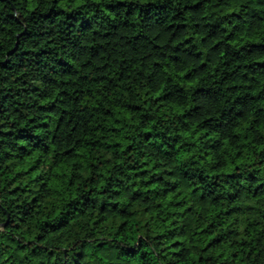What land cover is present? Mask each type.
<instances>
[{
  "label": "clouds",
  "instance_id": "obj_1",
  "mask_svg": "<svg viewBox=\"0 0 264 264\" xmlns=\"http://www.w3.org/2000/svg\"><path fill=\"white\" fill-rule=\"evenodd\" d=\"M0 264H264V0H0Z\"/></svg>",
  "mask_w": 264,
  "mask_h": 264
}]
</instances>
